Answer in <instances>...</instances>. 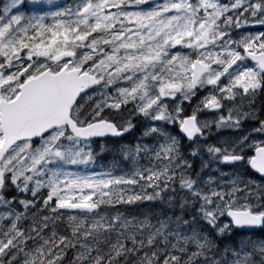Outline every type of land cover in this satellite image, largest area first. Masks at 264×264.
Wrapping results in <instances>:
<instances>
[{
  "label": "snow or ice",
  "instance_id": "1",
  "mask_svg": "<svg viewBox=\"0 0 264 264\" xmlns=\"http://www.w3.org/2000/svg\"><path fill=\"white\" fill-rule=\"evenodd\" d=\"M0 264H264V0H5Z\"/></svg>",
  "mask_w": 264,
  "mask_h": 264
},
{
  "label": "rangeland",
  "instance_id": "2",
  "mask_svg": "<svg viewBox=\"0 0 264 264\" xmlns=\"http://www.w3.org/2000/svg\"><path fill=\"white\" fill-rule=\"evenodd\" d=\"M9 3H10V0H9ZM138 127H140L142 129V125L139 124V123L133 129H129V131H130L132 136L136 135ZM225 131L227 132V131H230V130H225ZM193 165L195 166V161H193ZM128 167L129 166L118 165V166L115 167V169H117L118 171H122V170H126ZM89 171H92V170H89ZM153 204L154 205L157 204L159 207L163 208V205L160 204L158 201L157 202H153Z\"/></svg>",
  "mask_w": 264,
  "mask_h": 264
},
{
  "label": "trees",
  "instance_id": "3",
  "mask_svg": "<svg viewBox=\"0 0 264 264\" xmlns=\"http://www.w3.org/2000/svg\"><path fill=\"white\" fill-rule=\"evenodd\" d=\"M96 153L101 154V156L98 159V162H103L108 158V153H106V152L99 153V150H97Z\"/></svg>",
  "mask_w": 264,
  "mask_h": 264
},
{
  "label": "water",
  "instance_id": "4",
  "mask_svg": "<svg viewBox=\"0 0 264 264\" xmlns=\"http://www.w3.org/2000/svg\"><path fill=\"white\" fill-rule=\"evenodd\" d=\"M22 119L23 120H31V119H33L32 118V116L30 117V118H28V117H22ZM107 134H104V135H101V136H98V137H104V136H106Z\"/></svg>",
  "mask_w": 264,
  "mask_h": 264
}]
</instances>
